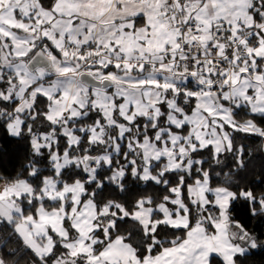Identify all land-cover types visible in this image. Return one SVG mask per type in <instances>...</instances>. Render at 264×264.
Masks as SVG:
<instances>
[{
  "label": "snow or ice",
  "instance_id": "6c2138e0",
  "mask_svg": "<svg viewBox=\"0 0 264 264\" xmlns=\"http://www.w3.org/2000/svg\"><path fill=\"white\" fill-rule=\"evenodd\" d=\"M258 118L264 0H0V124L32 156L26 178H0V224L24 249L0 264H242L264 243L229 205L264 215V196L211 188L197 157L244 167L233 133L264 138ZM128 176L170 194L98 202Z\"/></svg>",
  "mask_w": 264,
  "mask_h": 264
},
{
  "label": "trees",
  "instance_id": "16d2710c",
  "mask_svg": "<svg viewBox=\"0 0 264 264\" xmlns=\"http://www.w3.org/2000/svg\"><path fill=\"white\" fill-rule=\"evenodd\" d=\"M47 2L48 0H45V3ZM41 106H43L42 98ZM257 123L264 127V120L258 118ZM233 139L236 149L243 148L241 159L244 167L242 168L237 165V159L232 153L222 154L219 163L210 158L207 150L198 156L206 161L204 168L210 174V186L213 188L218 186L228 187L234 192L248 190L252 191L258 198L264 196V138L244 133H233ZM30 159H32V156L27 134L20 138L13 137L7 132L3 124H0V178L8 180L15 179L18 176L26 178L27 173L24 169ZM37 159L40 160L38 166L44 171L47 163L46 158ZM45 174H47V171H45ZM189 181L193 182L192 179L187 182ZM172 182L175 183L174 176H172ZM125 184L128 189L126 193L113 191L112 187H106L102 195L97 198L98 202L114 199L131 205L136 199L142 197H152L153 200L161 202L164 195L170 194L165 192L162 186H156L151 182L148 184L138 182L131 176L126 178ZM252 208L253 205L243 198L231 201L230 219L234 223L242 225L247 231L256 236L258 241L264 243V215H253ZM137 228L136 222L130 219L121 223V232L123 233L133 232L135 234ZM172 231L176 230L166 229L162 231L161 238H171L170 233ZM138 240L139 236L137 235L133 243H137ZM5 242H7V246L3 247ZM0 248H2L0 256H5V258H7V253L11 249L24 251L22 242L16 235L11 233L6 224L0 225ZM30 259V256H24L22 264H30ZM241 261L242 264H264V248L249 252L248 257L241 258ZM8 264H13V261L8 260ZM213 264H222V261L217 258L213 261Z\"/></svg>",
  "mask_w": 264,
  "mask_h": 264
},
{
  "label": "rangeland",
  "instance_id": "374dc122",
  "mask_svg": "<svg viewBox=\"0 0 264 264\" xmlns=\"http://www.w3.org/2000/svg\"><path fill=\"white\" fill-rule=\"evenodd\" d=\"M44 129L43 128H41V131H43ZM61 147H63V142L61 143ZM197 158H202V157H197ZM188 183H194V181L192 182V181H189ZM209 186H210V180H209ZM211 187V186H210ZM3 188V181H0V189H2ZM211 188H213V187H211ZM187 194V193H186ZM206 196H208L210 199H213L214 200V196H212V194L211 193H206L205 194ZM170 207H174V206H171L170 205ZM209 207H211V206H209ZM230 208H231V203H230V205H229V212H228V214H229V217H230ZM195 211V210H194ZM162 215V214H161ZM1 225V224H0Z\"/></svg>",
  "mask_w": 264,
  "mask_h": 264
}]
</instances>
